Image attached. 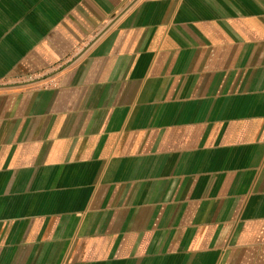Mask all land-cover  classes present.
Returning a JSON list of instances; mask_svg holds the SVG:
<instances>
[{
  "label": "crops",
  "instance_id": "crops-1",
  "mask_svg": "<svg viewBox=\"0 0 264 264\" xmlns=\"http://www.w3.org/2000/svg\"><path fill=\"white\" fill-rule=\"evenodd\" d=\"M0 264H264V0H0Z\"/></svg>",
  "mask_w": 264,
  "mask_h": 264
}]
</instances>
